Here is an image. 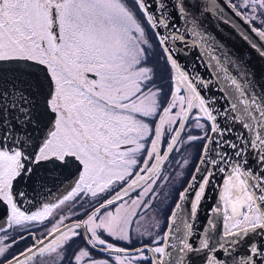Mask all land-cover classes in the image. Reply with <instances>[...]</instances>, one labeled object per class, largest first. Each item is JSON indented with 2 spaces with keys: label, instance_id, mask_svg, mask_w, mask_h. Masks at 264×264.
Segmentation results:
<instances>
[{
  "label": "snow or ice",
  "instance_id": "snow-or-ice-1",
  "mask_svg": "<svg viewBox=\"0 0 264 264\" xmlns=\"http://www.w3.org/2000/svg\"><path fill=\"white\" fill-rule=\"evenodd\" d=\"M253 61L264 0H0V264H264Z\"/></svg>",
  "mask_w": 264,
  "mask_h": 264
},
{
  "label": "water",
  "instance_id": "water-1",
  "mask_svg": "<svg viewBox=\"0 0 264 264\" xmlns=\"http://www.w3.org/2000/svg\"><path fill=\"white\" fill-rule=\"evenodd\" d=\"M221 38L222 39H226V41L229 42V43H232L234 41L237 47L240 46V42L238 40H236L235 37H230L229 36V31H223ZM253 66L256 69L257 77L259 79L260 75L264 74V64H261L258 61H253ZM75 171H76L75 169H72L71 173L65 172L64 175L60 177V179L61 180L67 179L70 182L72 175L75 174ZM58 195H60L59 191H53L52 195L49 196L48 199H54ZM41 199H43V197H41ZM32 210H35V209H32Z\"/></svg>",
  "mask_w": 264,
  "mask_h": 264
},
{
  "label": "rangeland",
  "instance_id": "rangeland-1",
  "mask_svg": "<svg viewBox=\"0 0 264 264\" xmlns=\"http://www.w3.org/2000/svg\"><path fill=\"white\" fill-rule=\"evenodd\" d=\"M152 63L154 65H156V80H157V83H158V85L164 87L165 92H166L167 91V72L164 69L163 65L156 64L155 59L152 60ZM167 167H168L167 170H168V173H169L168 175H170L171 173H173L175 171V168H174L173 165H167ZM168 185H169V181L166 184V187H168ZM155 202H156V207H158V208L162 207L161 203L159 204L157 200ZM151 216H152V213L150 212L148 214V216L145 217V220H149L151 218ZM133 245H136V244L134 243ZM133 245H132V247H133ZM21 247H23V245H21Z\"/></svg>",
  "mask_w": 264,
  "mask_h": 264
},
{
  "label": "flooded vegetation",
  "instance_id": "flooded-vegetation-1",
  "mask_svg": "<svg viewBox=\"0 0 264 264\" xmlns=\"http://www.w3.org/2000/svg\"><path fill=\"white\" fill-rule=\"evenodd\" d=\"M88 75H89L90 78H94L91 73H89ZM167 169H168L167 165L164 166V167H162L161 173H162L163 176H168L169 173H168V170ZM159 183L161 184V186L164 187V190L167 191L168 187H166V184L168 183V181H166V180H160ZM163 195H164V193L161 192V199L163 198ZM157 201L160 204V199H157ZM155 204H156V202H155ZM167 215H168L167 212H165L164 215H163V219L165 221H166ZM135 246L136 245H133V247H135Z\"/></svg>",
  "mask_w": 264,
  "mask_h": 264
}]
</instances>
